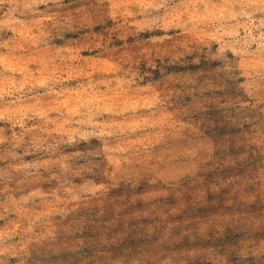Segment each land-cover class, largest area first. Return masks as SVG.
<instances>
[{
    "label": "rangeland",
    "instance_id": "rangeland-1",
    "mask_svg": "<svg viewBox=\"0 0 264 264\" xmlns=\"http://www.w3.org/2000/svg\"><path fill=\"white\" fill-rule=\"evenodd\" d=\"M0 264H264V0H0Z\"/></svg>",
    "mask_w": 264,
    "mask_h": 264
}]
</instances>
